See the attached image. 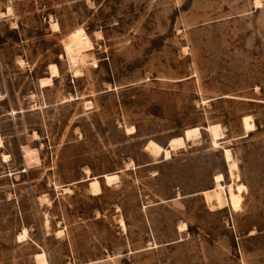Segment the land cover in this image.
Returning a JSON list of instances; mask_svg holds the SVG:
<instances>
[{
	"label": "rangeland",
	"instance_id": "rangeland-1",
	"mask_svg": "<svg viewBox=\"0 0 264 264\" xmlns=\"http://www.w3.org/2000/svg\"><path fill=\"white\" fill-rule=\"evenodd\" d=\"M0 87V264H264V0H0Z\"/></svg>",
	"mask_w": 264,
	"mask_h": 264
},
{
	"label": "bare ground",
	"instance_id": "bare-ground-1",
	"mask_svg": "<svg viewBox=\"0 0 264 264\" xmlns=\"http://www.w3.org/2000/svg\"><path fill=\"white\" fill-rule=\"evenodd\" d=\"M53 27L55 29H58V25L57 24H54ZM69 57L72 60V63H73L74 67H78L79 64L82 65L83 57H81V54L79 52L70 53ZM50 69L52 70L50 77L46 78L45 80L41 79V84L43 86L51 85L52 82H54L53 79L59 76V71H58V68H57V66L55 64L50 65ZM74 72H75L76 76H79L82 73V71L79 70V69H75ZM242 123H243V127H244V130H245L246 134H248V133H250V132L255 130L254 119H253L252 115L244 116L242 118ZM206 131L211 133V135L213 137L214 144H218L217 141H218L219 137L222 135L221 134V126L219 124L212 125V126H209L208 128L206 127ZM199 135H200V129L199 128H191V129L186 130V132H185V137L188 140L191 139L193 136L198 137ZM0 146H2V142L1 141H0ZM147 149L149 151H151V154L152 153H154V154L163 153L164 156L167 157L166 160L171 157L170 150L161 147L160 145H158L157 143L153 142L152 140L148 143ZM25 151H26V155L28 156L30 162H36V161L39 160L38 159V155H37L38 153H36L35 150H31L28 147H26ZM225 158H226L227 161H231L233 159V155L231 153V150H225ZM215 177H216L215 178V182L217 184V187L215 189H213V190L207 191L205 193V196H206V198L208 200L209 196L219 195L218 199H219L220 204H218L216 206L220 207V206H223V205H228V193L221 185V182L223 181V175L219 174V175H217ZM104 178H105V181H106L107 185H110L114 181L119 180L118 174L106 175V176H104ZM90 188H91V191H92L93 195H98L102 191L100 182H99V180L97 178H94L93 180L90 181ZM228 191L230 193H233L234 190H233L232 186H230L228 188ZM212 206H215V205H212ZM120 225H121L122 229H124V231H125L126 230L125 223L122 222V223H120ZM182 229L184 231L186 230L185 225L182 226Z\"/></svg>",
	"mask_w": 264,
	"mask_h": 264
},
{
	"label": "built area",
	"instance_id": "built-area-1",
	"mask_svg": "<svg viewBox=\"0 0 264 264\" xmlns=\"http://www.w3.org/2000/svg\"><path fill=\"white\" fill-rule=\"evenodd\" d=\"M4 99H5L4 98V93H3L2 88L0 87V103H2Z\"/></svg>",
	"mask_w": 264,
	"mask_h": 264
}]
</instances>
